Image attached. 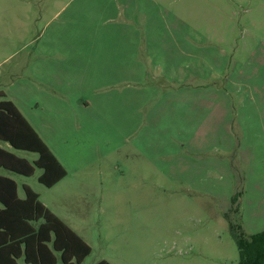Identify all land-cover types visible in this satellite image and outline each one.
<instances>
[{
	"label": "rangeland",
	"instance_id": "obj_1",
	"mask_svg": "<svg viewBox=\"0 0 264 264\" xmlns=\"http://www.w3.org/2000/svg\"><path fill=\"white\" fill-rule=\"evenodd\" d=\"M1 92L68 177L0 175L82 264H238L264 231V0H0Z\"/></svg>",
	"mask_w": 264,
	"mask_h": 264
},
{
	"label": "trees",
	"instance_id": "obj_2",
	"mask_svg": "<svg viewBox=\"0 0 264 264\" xmlns=\"http://www.w3.org/2000/svg\"><path fill=\"white\" fill-rule=\"evenodd\" d=\"M5 94L0 93V98ZM0 142L14 150L38 155L30 162L0 147V168L23 177L43 171L40 184L47 188L67 176V171L40 135L9 100L0 101ZM25 198L18 195L17 183L0 175V264H82L92 248L63 220L40 201L29 186ZM238 264H264V231L250 239L236 237ZM97 264H111L100 261Z\"/></svg>",
	"mask_w": 264,
	"mask_h": 264
},
{
	"label": "crops",
	"instance_id": "obj_3",
	"mask_svg": "<svg viewBox=\"0 0 264 264\" xmlns=\"http://www.w3.org/2000/svg\"><path fill=\"white\" fill-rule=\"evenodd\" d=\"M19 109V108H18ZM21 112V111H20ZM22 113V112H21ZM24 116V115H23ZM25 117V116H24ZM30 123V122H29ZM31 124V123H30ZM33 127V126H32ZM34 128V127H33ZM37 132V131H36ZM38 133V132H37ZM39 134V133H38ZM40 135V134H39ZM41 137V136H40ZM42 138V137H41ZM43 139V138H42ZM43 141L45 142V140L43 139ZM46 143V142H45ZM1 142H0V147H1ZM7 144V143H6ZM47 144V143H46ZM49 147V146H48ZM2 148V147H1ZM12 148V147H11ZM50 148V147H49ZM4 149V148H3ZM51 149V148H50ZM6 150V149H5ZM8 151V150H7ZM16 151V150H15ZM52 151V150H51ZM10 152V151H9ZM19 152H22V151H19ZM53 152V151H52ZM25 153H27V152H25ZM54 153V152H53ZM30 154H33V153H30ZM37 155V154H36ZM55 155V154H54ZM56 156V155H55ZM37 157H38V155H37ZM22 158V157H21ZM56 158L58 159V157L56 156ZM26 159V158H25ZM38 159V158H37ZM37 159H35L34 161H36ZM28 160V159H27ZM59 160V159H58ZM29 161V160H28ZM33 161V162H34ZM59 162L62 164V162L59 160ZM63 165V164H62ZM63 167L66 169V167L63 165ZM1 169V168H0ZM4 170V169H3ZM40 170V169H39ZM6 171V170H5ZM66 171H67V169H66ZM7 172H9V171H7ZM41 172H42V174H43V171L41 170ZM11 173V172H10ZM12 174H14V173H12ZM41 174V175H42ZM16 175V174H15ZM35 175V174H34ZM40 175V176H41ZM2 176H4V175H2ZM18 176H20V175H18ZM7 177V176H6ZM21 177H23V176H21ZM68 177V171H67V176L65 177V178H63L62 180H60L56 185H54L53 187H51V188H47V189H53V188H55L56 186H58L62 181H64L66 178ZM9 178H11V177H9ZM24 178H27V179H29V178H32V177H24ZM11 179H13V178H11ZM39 179V178H38ZM14 180V179H13ZM15 181V180H14ZM16 182V181H15ZM39 182V181H38ZM17 183V182H16ZM17 185H18V183H17ZM24 185H26V186H29L28 184H23V186ZM42 185V184H41ZM23 186H22V188H23ZM44 186V185H43ZM30 187V186H29ZM45 187V186H44ZM31 188V187H30ZM32 189V188H31ZM33 190V189H32ZM34 191V190H33ZM23 192H24V189H23ZM35 193H37L36 191H34ZM38 195H39V199H40V201H41V203L46 207V208H48L53 214H55L54 213V211L51 209V207H49L48 205H46L45 203H43L42 202V200H41V195L39 194V193H37ZM18 195H19V198H21V199H24L25 198V192H24V196L22 197L21 195H20V192H19V185H18ZM56 215V214H55ZM57 216V215H56ZM57 217H59V216H57ZM60 218V217H59ZM61 219V218H60ZM62 220V219H61ZM75 233H77L88 245H89V243L82 237V235H80L79 233H78V231H76L73 227H71L68 223H66ZM90 246V245H89ZM91 247V246H90ZM93 251V250H92ZM20 261H23V260H20ZM20 261H19V263H20ZM106 261V260H105ZM24 262V261H23ZM58 264H62L61 262H59Z\"/></svg>",
	"mask_w": 264,
	"mask_h": 264
}]
</instances>
